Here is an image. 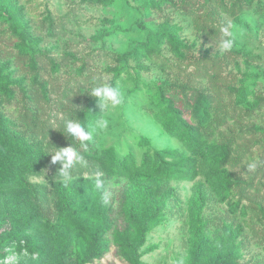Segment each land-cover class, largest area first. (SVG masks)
Masks as SVG:
<instances>
[{
    "label": "rangeland",
    "instance_id": "1",
    "mask_svg": "<svg viewBox=\"0 0 264 264\" xmlns=\"http://www.w3.org/2000/svg\"><path fill=\"white\" fill-rule=\"evenodd\" d=\"M146 1H0V11L4 5H10L2 12L11 18L16 16L19 32L26 33L27 39H32L34 48L42 54L38 65L42 66V76L51 89L50 103L48 106L42 104L44 115L50 116L48 120L53 127L62 121L60 107L54 103L63 90L67 91V100L74 102L75 108H81L87 99L93 98L89 91L96 83H111L122 89L124 102L116 108L107 106L99 114L109 120V126L95 133L92 142L99 149L115 147L118 155L130 154L137 161L150 148L182 147L155 122L153 115L157 107L153 94L157 85L176 77L182 79L192 75L195 83L207 85L206 79L195 76L196 61L204 65L200 60L206 56L218 57L223 82L247 86L264 95V0H255L236 19L224 15L227 26L234 25L242 33L230 51L221 48L225 39L222 32L213 38L200 35L192 16L180 8L161 3L162 9L156 11L144 8ZM165 20L164 25L175 30L179 40L187 46L182 48L185 57L182 62H178L167 44L157 48L159 55L152 57H143L134 49L145 40L148 31H157ZM16 40L18 37L8 23L0 22L1 58L14 52ZM46 58L59 63V69L52 71L49 65L41 62ZM162 62L170 67H162ZM23 63L11 57L7 64L8 70L17 78L24 77L27 85L31 74L21 66ZM222 100L228 102L229 98L222 96ZM8 110L10 113L13 110L10 105ZM261 112L252 111L251 118L243 119V124H254L256 132L247 144L251 157H244L233 169L244 180L255 174V183L261 176L258 167L264 162V113ZM247 137L245 135L241 141ZM47 175V169H43L40 174L29 176V180L45 185ZM124 183L123 179L121 183L106 180L104 194L107 195L108 218H101L85 201L78 204L76 215L59 221L51 205L48 218L54 222V228L46 226L40 235L27 229L29 224L27 227L23 224L32 208L28 201L18 195L16 198L13 191L3 190L0 193V236L6 238L0 242V264H132L135 259H138L136 264H195L218 255L210 244H199L191 236L187 214L193 181H171L174 195L166 200L160 217L147 223L142 230L138 229L140 223L135 224L142 219L129 218L123 205ZM262 196L264 187L260 185L256 197L264 207ZM203 213L209 219L210 229L229 223L232 228L241 227L236 238V242L243 241L239 263L264 264L263 222L250 227L251 214L233 212L227 200L220 201L213 195ZM96 233L101 246L98 253L91 254Z\"/></svg>",
    "mask_w": 264,
    "mask_h": 264
},
{
    "label": "trees",
    "instance_id": "2",
    "mask_svg": "<svg viewBox=\"0 0 264 264\" xmlns=\"http://www.w3.org/2000/svg\"><path fill=\"white\" fill-rule=\"evenodd\" d=\"M254 1L148 0L143 6L156 11L162 9L161 3L180 8L192 16L200 35L213 38L227 26L224 15L236 19ZM7 6L10 5L6 4L2 9L6 10ZM2 9L0 22L8 23L18 40L13 53L5 54L6 58L0 57V193L13 191L16 198L18 195L28 201L32 208L23 220L25 227L29 224L27 229L40 235L46 226L54 228V222L48 218L51 205L55 219L62 221L76 215L78 204L85 201L101 218H108L107 203L103 202L101 191L95 189V177L100 174L104 187L108 179L117 183L122 179L125 181L123 205L129 218L142 219L135 222L141 224L138 229L142 230L147 223L160 217L166 200L174 195L171 181H193L187 214L191 236L199 244H210L218 252L215 258L195 259V264H241L238 258L243 241L236 242L241 227L232 228L229 223L210 229L209 219L203 211L213 195L220 201L227 200L233 212L239 210L244 215L251 214L250 227L259 222L264 224V207L256 197L260 185L264 187V162L258 167L262 177L257 178L256 183L255 174L244 180L233 170L244 157H251L247 144L256 132V126L243 124V119L251 118L252 111L261 112L264 95L247 86L223 82L220 59L206 56L200 60L206 64L196 61L195 76L206 79L207 85L195 83L192 75L182 79L176 77L157 85L153 94L157 107L153 115L155 122L165 134L176 139L181 148H150L137 161L130 154L118 155L115 147L99 149L92 140L81 145L63 133L64 121L74 118L90 123L99 117L101 109L96 98H89L81 108H75L74 102L67 100V91L63 90L54 103L60 107L62 121L53 127L48 120L50 116L44 115L45 106L50 103L51 89L42 76V66L38 65L42 54L34 48L32 39H27L26 33L19 32L16 16L11 18ZM166 23L167 20L155 32L148 31L145 40L134 49L143 57H152L159 55L157 48L167 44L178 62H182L185 58L182 48L187 46L179 40L175 30L164 25ZM11 57L24 62L21 66L31 74L27 85L23 82L24 77L17 78L8 70ZM41 62L49 65L52 71L59 69V63L53 58ZM161 65L163 67L165 63ZM140 67L147 69L141 64ZM222 96L229 98L228 102H224ZM9 105L13 109L11 113ZM245 135L248 137L241 141ZM70 145L77 148L84 162L74 166L71 182L65 183L58 171L61 165L51 163L50 152H55L56 147ZM43 169L48 171L47 184L37 185L29 180V176L40 174ZM5 238L0 236V242L3 243ZM100 246L96 233L90 253H98ZM198 250L201 251L200 247ZM136 263L138 259L132 264Z\"/></svg>",
    "mask_w": 264,
    "mask_h": 264
},
{
    "label": "clouds",
    "instance_id": "3",
    "mask_svg": "<svg viewBox=\"0 0 264 264\" xmlns=\"http://www.w3.org/2000/svg\"><path fill=\"white\" fill-rule=\"evenodd\" d=\"M230 27L232 30H230ZM222 33L225 39L222 40L221 48L224 51L232 50L236 46L239 37L242 35V33L236 30L234 25L224 27ZM89 93L96 98L101 109L100 113H103L107 106L116 108L124 102V93L122 89L113 86L108 82L96 83ZM108 126L109 120L104 115L93 119L90 123L83 122L79 119L69 118L64 121L63 133L67 137H72V140H74L75 143L76 141H79L81 145H84L85 142L93 140L95 133L106 130ZM50 153L51 163H59L61 165L58 171L63 178V181L65 183L71 182V170L75 165L83 164L84 162L81 153L75 146L71 145L60 148L56 147L55 152ZM95 189L101 191L102 200L104 203H107V195L103 193L104 182L100 174H97L95 177Z\"/></svg>",
    "mask_w": 264,
    "mask_h": 264
}]
</instances>
